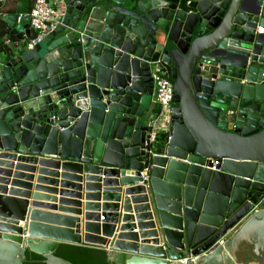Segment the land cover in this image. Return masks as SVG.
I'll return each mask as SVG.
<instances>
[{
	"label": "water",
	"instance_id": "water-1",
	"mask_svg": "<svg viewBox=\"0 0 264 264\" xmlns=\"http://www.w3.org/2000/svg\"><path fill=\"white\" fill-rule=\"evenodd\" d=\"M55 1L36 40L26 0L4 18L0 264H103L60 243L109 264H264V219H245L264 210V0ZM157 64L174 97L147 143ZM16 159L71 191L31 206L32 173L6 189ZM82 181L104 203L86 201L81 226Z\"/></svg>",
	"mask_w": 264,
	"mask_h": 264
},
{
	"label": "crops",
	"instance_id": "crops-1",
	"mask_svg": "<svg viewBox=\"0 0 264 264\" xmlns=\"http://www.w3.org/2000/svg\"><path fill=\"white\" fill-rule=\"evenodd\" d=\"M18 1L19 0H6L4 3L0 4V44L2 46L5 45V48H10V49H13V50L15 49V45H16L17 41L14 40V39H12V40L10 39L9 33L5 30L4 18L6 17L7 14H9L11 12H14L15 8L17 7V2ZM26 1H27V6H28V12H29L30 9L32 8L35 0H26ZM53 2L55 4L56 8L58 9L56 1L54 0ZM3 30H4V33L1 34V31H3ZM30 30H31V32L34 33V31L31 28H30ZM4 50L5 49L0 50V55L2 54V52H4ZM152 101H153V105L150 106L151 107L150 110H151V114L153 116L156 113V111H157V104L155 102V94L154 93H153ZM5 160H7V159H5ZM17 164H18V161L16 159V160H13L12 166L10 168H9V166L4 167L5 169H9L10 170V174L5 175V177L8 178V184H6V189L10 190V189L13 188V186L11 184L12 183L11 181H12V178H13V173L15 171H20V172H24V173H32V175H33L32 179L30 181L29 180H25V181L30 182V185H31L30 188L26 189L28 191V195H27L28 198H26V199L28 200L29 204H31V206H33L32 205L33 202H35V203H46L47 201H51V202H47V203H53L54 205H59L58 204V200L61 199L62 197L63 198L66 197V196L62 195V190L71 191L70 188L64 187V185H61L60 183H57V184H53V183H49V182H39V183H37L38 182L37 177H38V175H40L39 171H38L40 165L38 163L34 164L35 165V170L33 172H28L26 170H20V169L17 170L16 169V165ZM1 168H3V167L1 166ZM56 170H57L58 173L63 172V170H61V167H59ZM82 175L84 176L85 174H82ZM95 175H98V174H95ZM45 177H51V176H45ZM100 177H103V176L100 175ZM57 179L60 181L59 178H57ZM99 184L103 185L102 181H100ZM36 185H38L40 187L37 190L35 189ZM81 185H82V188L79 191L73 190V189H72V191H74L76 193H79L81 195V197H80L81 199H79V201L81 202L82 213L79 214V215L70 213L69 215H73V216L79 217L81 219V226H82L83 217H84L83 215L86 212V210L84 209L85 208L84 205H85L86 201H91V202L97 203L99 205V208H98V210L100 211L99 213H101V204H103L104 201H103L102 197H100L98 200H86L85 199V194L87 193V191H86L85 181H82ZM127 186L126 185H122L121 186L122 190L118 194L120 196V199H118L119 202L118 201H111V202H116L117 205L121 204L122 200L125 197L124 189ZM20 189H25V188H20ZM48 189H55L56 191L54 192L53 190H48ZM35 195H37V196H35ZM43 196L54 197V199L49 200V199L43 198ZM53 200H55V201L53 202ZM132 205L134 206L135 204L132 203ZM33 207H35V206H33ZM41 209H44L45 211L59 213V214L65 213L63 211H59L58 209H48V208H41ZM91 213H95V212H91ZM245 219H257L256 221H254V224L255 223L257 224V222H259L258 219H264V210L256 211L255 213H252L250 216H248ZM80 229L82 231L83 227H81ZM248 236H249L248 234L243 235V237L239 241H237L236 244H238L242 249H246L247 247L251 248L252 247V245H251L252 244V239L250 237H248ZM75 245H78V244H75ZM84 246H86V245H84ZM102 249H104V248H102ZM104 250L107 252L106 249H104Z\"/></svg>",
	"mask_w": 264,
	"mask_h": 264
},
{
	"label": "built area",
	"instance_id": "built-area-1",
	"mask_svg": "<svg viewBox=\"0 0 264 264\" xmlns=\"http://www.w3.org/2000/svg\"><path fill=\"white\" fill-rule=\"evenodd\" d=\"M6 0H0V4ZM54 0H35L32 8L28 12L29 27L34 31L35 39L40 38L50 27L54 24L58 9L56 8ZM154 81L155 102L157 104V111L152 116L150 122V129L147 135V143L154 141L159 134H165L168 131V120L171 113V103L174 97V86L171 80L168 69L163 64H157L152 71ZM163 122L166 124L163 125ZM213 165L218 161L212 159ZM222 243V240H219ZM185 262L186 259H182ZM254 264V263H248Z\"/></svg>",
	"mask_w": 264,
	"mask_h": 264
},
{
	"label": "trees",
	"instance_id": "trees-1",
	"mask_svg": "<svg viewBox=\"0 0 264 264\" xmlns=\"http://www.w3.org/2000/svg\"><path fill=\"white\" fill-rule=\"evenodd\" d=\"M4 33V30L1 31V34ZM6 49L5 45L0 44V50ZM166 137L165 134H159L158 135V140L162 141ZM60 246H66V247H72V248H78V249H84V250H95L98 251L99 255L102 257V263L103 264H109L107 262V253L104 249L98 248V247H91V246H84V245H75V244H69V243H60Z\"/></svg>",
	"mask_w": 264,
	"mask_h": 264
},
{
	"label": "flooded vegetation",
	"instance_id": "flooded-vegetation-1",
	"mask_svg": "<svg viewBox=\"0 0 264 264\" xmlns=\"http://www.w3.org/2000/svg\"><path fill=\"white\" fill-rule=\"evenodd\" d=\"M168 69V73H169V76H170V70H169V68H167ZM171 78V77H170Z\"/></svg>",
	"mask_w": 264,
	"mask_h": 264
},
{
	"label": "rangeland",
	"instance_id": "rangeland-1",
	"mask_svg": "<svg viewBox=\"0 0 264 264\" xmlns=\"http://www.w3.org/2000/svg\"><path fill=\"white\" fill-rule=\"evenodd\" d=\"M166 123L165 122H163V125H165Z\"/></svg>",
	"mask_w": 264,
	"mask_h": 264
}]
</instances>
